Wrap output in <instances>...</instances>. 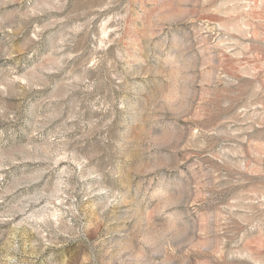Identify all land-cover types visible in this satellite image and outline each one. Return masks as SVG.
<instances>
[{"label": "rangeland", "instance_id": "1", "mask_svg": "<svg viewBox=\"0 0 264 264\" xmlns=\"http://www.w3.org/2000/svg\"><path fill=\"white\" fill-rule=\"evenodd\" d=\"M0 264H264V0H0Z\"/></svg>", "mask_w": 264, "mask_h": 264}]
</instances>
